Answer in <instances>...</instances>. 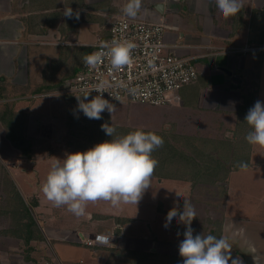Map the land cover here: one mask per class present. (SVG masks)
I'll list each match as a JSON object with an SVG mask.
<instances>
[{
  "label": "crops",
  "instance_id": "obj_1",
  "mask_svg": "<svg viewBox=\"0 0 264 264\" xmlns=\"http://www.w3.org/2000/svg\"><path fill=\"white\" fill-rule=\"evenodd\" d=\"M53 1L56 5L52 9L43 10L40 0H0V111L6 103H11L14 111L27 113L26 130L36 123L35 120H31L30 114L33 104L32 106L31 103L27 104L26 100L37 99L33 97L37 95L48 96L49 93L68 97L69 95L62 93L65 82L83 67L84 55L89 54V48L107 40L112 20L125 16L122 9L128 2V0ZM241 2L242 8L236 15L224 18L215 0H141V9L134 18L163 24L166 42L176 46L173 53L189 58L199 71L198 80L181 89L177 93L176 101L166 105L169 112L182 110L188 115V110L193 108L198 114L200 112L211 116L208 124L210 129H200L189 135L176 132L173 125L169 126L173 135L225 139L230 136L229 131L236 129L238 111L244 102V95L254 91L256 101L264 103L260 87V82L264 78V53L235 55L227 52L230 47L253 45V42L256 43L264 37V0ZM158 4H163L162 13L155 8ZM67 7L73 10L72 18L64 15ZM76 13H79L78 19ZM61 85L63 87L60 89ZM39 89L48 92L37 93ZM24 101L27 105L17 109V104ZM121 102L111 103L115 107L113 113L107 110L102 113L107 114L106 122L109 125L131 129L126 122V119H129L127 115H122L123 123L115 119L118 111L126 112V108L123 109L119 104ZM83 116L84 114L75 116L80 119L79 125L75 124L70 129L74 134L69 132L73 141H77L74 142L75 152H83L79 149L83 144V138L85 139L83 132L86 131ZM71 121L74 123V120ZM0 124L5 129L6 138L13 144L1 121ZM139 129L153 130L144 127ZM57 139V142H61L62 138ZM69 144L71 145L70 142ZM91 144L93 143L88 142L89 146ZM20 176L23 177L21 173ZM22 177L26 190L20 189L16 183V176L13 181L21 197L25 201L26 198H30L31 212L42 240L31 241L30 245L26 246V261H22L21 264H43L50 259L58 260L61 264H172L168 261L171 254L170 250L165 249L167 244L162 243L157 234L152 236L149 228L151 223L155 225L158 221L160 227L161 224L165 225L166 220L161 222V219H166L167 213L175 206L170 207L171 204H166V201L158 204L147 203L146 197H143L147 193L146 189L137 205L120 203V208L115 211L110 202L103 200L89 202L85 214L77 217L68 211L67 206L56 207L46 199L42 192L45 181L42 180L47 176L42 175L43 179L40 178L32 190L29 187L31 183L28 182L31 179ZM151 178L149 186L155 190L161 183L155 185L154 179L160 178ZM169 181L176 182L173 179ZM196 187L190 189L196 190ZM5 211H1L0 214L4 216L2 212ZM221 220L222 237L231 244L227 231L234 228L237 231L234 230L233 234L238 235L240 240L243 239L239 245L242 244L241 248L247 253L245 256L240 246L232 241V246L235 245L237 248V252H234L233 248L231 250L232 259L239 258L241 264H264V247L257 238L249 235L244 224L230 217ZM229 220L233 221L232 224ZM176 221L181 225L179 217ZM11 222V219L6 220L4 226H11ZM212 228L215 229L214 226ZM167 229L176 234L173 229L171 230V223ZM136 231H140L141 234L138 235ZM178 231L183 240L184 235L181 233L183 231L180 228ZM194 234L196 230L193 231ZM96 235L109 237L111 241L109 244L86 245V240L93 239ZM9 240L14 242L8 243V246H11L8 251L21 249L22 242L19 239L9 236ZM0 252V261L4 259L6 264H13L11 253ZM130 252H135V255L130 256ZM141 252L151 253V256L143 261L142 254H139ZM162 257L167 258L160 263Z\"/></svg>",
  "mask_w": 264,
  "mask_h": 264
},
{
  "label": "rangeland",
  "instance_id": "obj_2",
  "mask_svg": "<svg viewBox=\"0 0 264 264\" xmlns=\"http://www.w3.org/2000/svg\"><path fill=\"white\" fill-rule=\"evenodd\" d=\"M260 85L262 100L264 101V78L263 81L260 82ZM256 87L255 85V88ZM77 97L84 99L83 96H71L70 98L63 95H51L49 93L48 96H39L35 97L37 99L26 100L27 104L31 103V106L33 104L32 108L29 106L31 108L30 114L31 120H35L36 123H33L29 129L26 130V135L19 141L20 144H11L6 138L5 129L0 124V213L3 210L7 212V210L12 209L10 205L12 203L11 200L16 199L15 194H12L13 186H15L13 181L15 176L16 183L22 191L26 190V188L22 183V176H20V173L24 178H30L31 180L28 182L31 183L29 187H31L30 189L32 190L33 187H36V182H39L40 178L41 180L43 179L41 177L42 175H48L53 163L57 162L58 159L62 163V160H64L68 154L76 153L74 142L77 141H73L74 139L70 133L74 134V132H71L70 129L75 126L71 119L75 118L78 114H80V116L83 115V112L78 107ZM90 99L92 98L87 97V100ZM27 104H25V101L18 103L16 108L25 107ZM119 104L123 106V109L126 108V112L124 110L122 111L123 113L118 111L115 115V119L119 123H123L122 115H127L129 119H126V122H128V126L132 127L131 130L144 127L147 129H155L154 131L156 132H166V134L171 137L173 131L169 126L173 125L176 127V132L189 135L195 134L197 130L200 129H210V125L208 124L210 123L211 116L200 114V112L198 114L193 108L188 110V115H185V113H187L186 111L180 110L181 113H183L182 115L180 111L169 112V108L166 106H151L131 101H122ZM102 114L103 113H101V117ZM84 117L85 115L83 118ZM93 123L97 125L95 121ZM232 132V130L229 131L228 135L231 136ZM83 133L85 139L83 138L82 145L87 147H89V137L93 138L98 135L105 137L107 135L105 131L103 133L100 130H94L93 127L87 129V131ZM58 137L62 138L61 142L56 141ZM75 138L77 139L78 137ZM172 138L170 143L174 147L184 150V146L187 145L185 141L175 139L174 137ZM22 147H27L29 149L26 153L28 155L24 153ZM251 163L252 166L246 170L232 171L226 182H218L215 185H200L196 187V190L190 189L192 187L190 182L186 184L187 182L181 180L170 182L169 179H154L155 185L157 183L161 184H158L155 190L153 187L149 186L146 189L147 193H145L143 197H146L147 203L158 204L159 202L162 203L166 201V204H171L170 207L175 206L178 212H180V210L181 212L183 211L185 200L190 201L196 211V218L191 223V226L194 227L193 229L196 230L194 236L197 234H209V232L213 230V224H210L209 219L213 221L230 217L243 223L249 235L253 238H257L260 245L264 247V147L252 145ZM45 179L46 178L42 181H45ZM151 180L152 178H150V183ZM29 199L30 198H26L28 203L24 201L31 209V201ZM144 202L146 203L145 200ZM113 207L115 211H118L120 204ZM2 214L5 215L3 216L0 214V251H6L8 254L11 253V260L14 261L13 264H21L22 261H26L27 247L23 241L19 239L20 242H22L20 243L22 244L21 249H14V251L7 250L11 247L8 246V243L14 242L9 240V236H13L5 234L3 231L15 230L18 229V226L15 225L16 223L12 224V222L11 226H4V222L11 218L6 213L2 212ZM176 219H178V216L174 217L171 221V230L173 229L176 234L169 232V229L163 224H161V228L159 221L155 225L151 223L150 228H148L152 236L157 234L156 236L161 239V242L167 244L165 249L170 250L171 254L168 256V261L172 264H181L183 258L176 257L177 255L180 256L179 245L182 241V236L178 228L182 231H186V225L184 223L179 225L180 223H178ZM165 220L166 219H161V222ZM229 222L232 224L233 221L229 220ZM234 223L236 222L234 221ZM234 230V228L231 231L228 230L227 236L230 237L231 245L232 241H234L241 248L242 244L239 245V243L243 239L240 240L238 235L233 234ZM136 232L138 235L141 234L140 231ZM232 248L234 252H237L235 245H233ZM242 250V252H245L246 256V251L244 249ZM166 258L167 257H162L160 263ZM2 260L5 261L4 264H6V260L4 259H1L0 264H3Z\"/></svg>",
  "mask_w": 264,
  "mask_h": 264
},
{
  "label": "clouds",
  "instance_id": "obj_3",
  "mask_svg": "<svg viewBox=\"0 0 264 264\" xmlns=\"http://www.w3.org/2000/svg\"><path fill=\"white\" fill-rule=\"evenodd\" d=\"M224 18L236 15L242 8L241 0H215ZM141 9V0H128L122 11L128 17H136ZM64 15L72 18L71 7L65 8ZM79 18V13H76ZM106 51L84 55V63L95 67L103 58H108L112 69L119 70L131 63V51L135 45L131 42L111 41L102 46ZM99 95L91 100L77 97L78 107L89 119H101L105 110L113 113L115 107L103 98L105 82L94 88ZM87 101V102H85ZM245 120L250 131L245 139L251 145L264 147V103L256 101L248 111ZM105 133L112 137L115 129L108 124L101 125ZM163 138L153 132L137 129L122 137L96 144L85 152L68 154L62 160L53 163L42 185L46 199L54 206H67L68 211L77 217L85 214L87 203L99 200L110 202L113 206L120 203H137L145 189L150 185V178L158 161L152 153L163 145ZM247 168L246 163L239 165ZM179 195V194H178ZM186 225L184 239L179 245V254L183 264H241L239 258L232 259V245L227 239L214 235H193L191 223L196 218V211L190 201H184L182 212L172 208L166 217V224L174 217ZM96 240L108 243L106 236H97Z\"/></svg>",
  "mask_w": 264,
  "mask_h": 264
},
{
  "label": "trees",
  "instance_id": "obj_4",
  "mask_svg": "<svg viewBox=\"0 0 264 264\" xmlns=\"http://www.w3.org/2000/svg\"><path fill=\"white\" fill-rule=\"evenodd\" d=\"M40 4H42L41 8L43 10L52 9L56 5L53 0H40ZM263 42L264 37L256 43L253 42V45H260ZM62 87L63 85L60 86V89ZM45 92L48 91L42 89L37 90V93ZM68 97L71 98V96ZM255 102L256 92L250 91L249 94L244 95V102L240 105L238 111L236 129L233 130L231 136L222 140L195 136L172 135L170 137L166 132L161 133L153 130H143L145 132H153L157 134L162 137L164 141L163 145L151 154L152 157L158 161V165L154 169L152 177L188 181L191 183L192 187H196L199 185H215L218 182H226L232 171L242 169L239 166L242 162L247 164L246 169H248L251 166L252 145L246 141L245 137L250 131H252V129L247 124L245 117L248 111L254 106ZM10 104L6 103L0 111V121L7 129L8 138L13 143L18 144L19 141L23 139V136L26 135L28 114L24 111H14ZM107 119L108 117L105 113L102 114V118L99 120L91 119L90 121V119L85 116L83 118L85 122V130L87 131V129L93 127L94 130H100L104 133L101 125L108 124V122H106ZM72 120H74V124L79 125L80 119L72 118ZM94 121L97 125L93 123ZM112 127L115 129V133H113L112 137L109 135H106V138L100 135L93 138L89 137V143H93L91 144L92 146L87 147L81 145L79 149L85 152L98 143L111 141L112 139L122 137L135 131L115 126ZM172 137L185 141V144L187 145L184 146V150H182V148H176L170 143ZM80 143L82 144V142ZM22 149L25 154L29 150L27 147H22ZM12 191V194H15L16 199L11 200L12 203L10 205L12 209H9L4 213L8 214L11 218L12 224L16 223L15 225L18 226V229L6 230L3 232L22 240L26 246H29L31 241L42 240V236L39 234L40 230L38 229L37 222L33 217L28 204H25L24 199L18 193L15 186H13ZM35 204L36 203H34V205ZM209 221L210 224H213L215 229L213 228V230L207 235H214L217 238H221L222 220L218 219L212 221L209 219ZM181 233L184 235V231ZM139 254H142L143 261L151 256V253L141 252ZM129 255L133 256L135 255V252H130Z\"/></svg>",
  "mask_w": 264,
  "mask_h": 264
},
{
  "label": "built area",
  "instance_id": "obj_5",
  "mask_svg": "<svg viewBox=\"0 0 264 264\" xmlns=\"http://www.w3.org/2000/svg\"><path fill=\"white\" fill-rule=\"evenodd\" d=\"M131 42L135 47L131 51V63L119 70L111 67L110 60L103 58L95 67L85 63L80 71L64 84L62 93L71 96L94 98L99 95L94 88L105 82L103 98L110 103L121 101L137 102L151 106H166L178 98L177 93L185 86L198 80L199 71L189 58L173 53L176 47L165 39V27L161 23L147 22L128 16L112 20L106 41L93 46V52L106 51L102 46L111 41ZM227 52L243 55L253 52L264 53V42L260 45L245 44L230 47ZM49 95V94H47ZM46 96L38 95L33 96ZM93 239L86 240V245L96 246L101 243ZM103 236V235H102ZM43 264H61L58 260H46Z\"/></svg>",
  "mask_w": 264,
  "mask_h": 264
},
{
  "label": "water",
  "instance_id": "obj_6",
  "mask_svg": "<svg viewBox=\"0 0 264 264\" xmlns=\"http://www.w3.org/2000/svg\"><path fill=\"white\" fill-rule=\"evenodd\" d=\"M155 8H156L159 12H161V13L163 12V4H158ZM92 51H93V48H89V50H88L89 54H91ZM21 144H22V142H21Z\"/></svg>",
  "mask_w": 264,
  "mask_h": 264
},
{
  "label": "bare ground",
  "instance_id": "obj_7",
  "mask_svg": "<svg viewBox=\"0 0 264 264\" xmlns=\"http://www.w3.org/2000/svg\"><path fill=\"white\" fill-rule=\"evenodd\" d=\"M109 238V237H108ZM110 240V239H109Z\"/></svg>",
  "mask_w": 264,
  "mask_h": 264
}]
</instances>
